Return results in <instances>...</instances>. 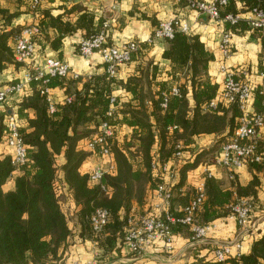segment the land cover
<instances>
[{"label": "trees", "instance_id": "1", "mask_svg": "<svg viewBox=\"0 0 264 264\" xmlns=\"http://www.w3.org/2000/svg\"><path fill=\"white\" fill-rule=\"evenodd\" d=\"M13 1L19 7H25L33 20L23 25H12L21 11H10L0 3V73L10 66L17 73L24 71L34 64L43 63L47 57L62 60L60 48L65 36L79 30L83 38H88L99 32L107 18L102 12L96 17L93 9L80 3L52 14L49 9H41L44 0H40L34 10L31 9L32 0ZM197 1L203 0H179L187 7ZM263 5L264 0H228L218 6V21L223 25V32H228L230 37L235 31L248 29L254 32L245 21L231 23L224 16L242 15L254 6ZM31 23L39 28L33 36L34 55L25 63H18L14 59V38ZM49 30L53 32L52 36ZM256 32L264 49V33ZM164 41L167 46L161 55L169 61L168 78L156 81L155 90L150 87V81H154L159 73L156 64L149 63V68L136 65L137 73L128 75L125 81L116 78L119 66L114 75H109L103 64L102 73L84 77L46 75L32 79L29 93H11L0 102V264H61L63 251L71 237L76 242L90 241L95 246L98 250L95 256L97 264L120 258L121 248L127 249L124 236L129 220L153 211L156 187L167 179L166 174L160 169L154 170L151 164L155 162L162 166L175 161L174 145L177 142L181 144L183 157L176 160V178L170 185L168 209L176 217L183 216V209L194 197L198 184H185L187 172L198 167L216 166L214 161L221 146L234 136L240 110L235 102L224 100L208 107L219 94L218 84L207 74V65L214 54L197 34L175 30L172 38ZM105 44L110 45L107 36ZM151 44L139 42V49L131 53L130 59L123 64L138 60V56L143 57ZM46 48L56 54L46 56ZM263 60H260L262 66ZM245 72L248 75V71ZM247 75L235 71L234 79L249 82L245 78ZM180 78L184 79L182 83ZM20 79V76L12 77L0 85H11ZM43 79L47 81L43 83ZM77 80L82 81V87L72 89L71 84ZM115 83L129 94L126 100L113 94L111 87ZM44 84L50 89L54 86L64 89L62 99L55 101L52 98L53 111H49L47 98L41 93ZM249 84L252 113L257 114L264 104L261 83ZM144 85L146 89H143ZM173 88L177 89L176 94ZM11 112L20 121L18 134L25 145V160L17 165H13L12 150L5 144V120ZM103 123L111 129V135L104 144L114 168L104 174L99 183H94L89 180L94 167L87 172H82L80 167L90 156L96 157V165L102 161L100 145L88 149L86 142L99 134ZM124 126L130 130L119 138ZM263 131L264 124L256 130L253 138L239 139L240 144L252 143L253 156L259 157L256 161L251 156L243 163L251 174L248 183L240 185L235 171L233 179H229L224 167L221 168L229 182L206 173L200 176L204 199L194 212L198 223L206 224L228 217L231 204L242 198L250 205L246 223L250 225L253 211L258 206L260 178L264 174ZM198 134H214L216 140L211 147L197 150L189 144ZM80 140H84L83 145H78ZM9 181L13 182V187L5 190L4 184ZM63 198L74 204L71 215L62 206ZM133 204L137 207L134 212L131 211ZM96 208L106 209L109 218L102 231L95 235L90 217ZM172 231L174 241L177 235L183 234L185 239L190 235L189 228L181 224L172 225ZM154 247L168 254L161 250L159 244L155 243ZM191 247L194 253L183 264H264V234L252 239L247 252L242 250L241 254L229 256L224 261H216L209 246ZM203 248L206 250L201 253ZM128 255L135 257L131 251Z\"/></svg>", "mask_w": 264, "mask_h": 264}, {"label": "built area", "instance_id": "2", "mask_svg": "<svg viewBox=\"0 0 264 264\" xmlns=\"http://www.w3.org/2000/svg\"><path fill=\"white\" fill-rule=\"evenodd\" d=\"M40 0H32L31 9L34 10ZM179 1V0H176ZM228 0H203L191 2L190 8L198 14L208 16L211 19L219 20L218 6L226 4ZM224 19L235 23L239 20L246 22L252 30H258L264 33V5L262 7L254 6L249 11L242 15H225ZM107 23H103L102 28L98 33L83 38L78 42L77 52L82 57H88L92 53H97L105 65V71L109 75H114L116 68L130 59L131 53L139 49L138 41H127L120 46H110L105 44ZM175 30L186 32L188 25L181 19L173 17L159 22L158 26L153 30L152 35L146 40V43H152L156 39H170ZM39 32L38 26L34 23L24 26L14 38V59L18 63H25L34 55L35 45L33 36ZM220 60L219 70L223 73L221 81V90L216 99L209 102L208 107L216 105L217 101L224 100L226 102H235L240 110L238 117V126L234 131L232 139L221 146L220 152L215 159V165L224 167L227 171L229 179H233L234 170L243 165L244 161L254 155V146L252 143L240 144L239 139L253 138L256 130L264 124V104L260 113L254 114L251 109V87L247 81H239L234 79V71L227 67L224 61L230 56V36L228 32H223L218 45ZM245 76L246 72L241 70ZM59 76V77H77V74L71 71L70 65L57 58L47 57L41 64H34L31 68L23 71L21 79L11 85H0V102H2L8 94L19 93L24 87L32 81V79H41L44 76ZM261 79V93L264 97V63L262 69L258 72ZM47 80L43 79V83ZM173 93H177V89H172ZM49 103V111L54 110L52 104V94L49 87L45 84L41 89ZM69 100V98H67ZM164 105V104H163ZM20 121L16 115L11 112L7 115L5 124L7 134L5 144L12 150L13 165L21 164L25 160V145L18 134ZM174 127V126H173ZM100 132L94 138L86 142V148L93 149L94 145H100L99 154L102 156V161L96 165L90 175L89 180L94 183H99L104 174L112 172L114 164L104 140L111 135V129L102 124ZM183 150L181 144L177 142L174 145V158L182 159ZM165 163L160 166L153 162L151 164L154 170L160 169L161 173L167 175V179L162 180L155 190L153 211L139 215L133 221L129 220V226L124 236V242L127 249L134 253L135 257L144 254L145 250L153 247L155 243L159 244L161 250L169 254V257L174 252V234L172 225L181 224L189 228L190 235L187 239L188 245L204 242L207 235L215 229V223L209 222L200 224L196 221L194 212L200 207L204 199L203 181H200L195 189L194 197L189 204L184 207V214L181 217H176L169 212L171 190L170 185L176 178V162ZM253 160H259L258 156H253ZM203 171L207 175L210 170L203 166ZM156 173V171H153ZM231 213L229 217L233 218L236 224L244 230L247 227V216L249 203L246 199H236L231 204ZM109 218L108 211L104 208H96L91 217L90 225L92 232L99 234L103 226ZM243 250L242 242L239 237L232 242L220 243L213 249V257L216 261H224L227 257L241 254ZM96 256V255H95ZM95 256L84 263L72 261L69 264H97Z\"/></svg>", "mask_w": 264, "mask_h": 264}, {"label": "crops", "instance_id": "3", "mask_svg": "<svg viewBox=\"0 0 264 264\" xmlns=\"http://www.w3.org/2000/svg\"><path fill=\"white\" fill-rule=\"evenodd\" d=\"M0 3L12 10H20L21 13L14 19L12 25H23L30 23L33 20L31 13L27 12L25 7L17 6L13 0H0ZM75 3L93 9L96 17L102 12L105 17V23L108 24L107 37L110 46H120L127 41L146 42L151 36L155 24L158 22L177 17L187 23V34H197L199 39L204 43L214 54L213 60L209 61L207 65V74L211 81L218 84V92H220L222 86L221 81L223 79V73L219 70V50L218 45L221 35L224 31L223 25L220 21L209 18L208 16L198 14L195 10L182 5L176 0H44L41 3V9H49L52 14H58L63 9H69ZM258 30L250 31H235L231 33L230 37V56L224 61L225 65L239 73V71H248V75L245 77L251 85L261 83L257 72L262 69V63L260 60L264 58V49L262 48L261 39L257 32ZM261 32V31H260ZM49 35H53L52 31H48ZM255 33V34H254ZM258 36V37H257ZM81 32L79 30L72 34L65 36L62 40V46L60 48L62 60L66 61L71 71L78 76L84 77L95 73H102L104 71L103 63L97 53H92L88 57H82L78 54L76 47L78 42L82 39ZM167 46L164 40H153L150 47L145 49L144 56H138V60H133L128 64L120 65L117 70L116 78L120 81H125L128 75L136 74L135 67L138 64H142L144 68H149L150 64H156L158 72L154 78V81H150V87L157 89L155 82L168 78L166 71L169 70V61L162 57V52ZM56 53L46 48L45 55L52 56ZM43 58V56H41ZM42 62V59H39ZM264 61V60H263ZM262 61V62H263ZM149 65V66H148ZM22 70L18 73L12 66L4 69L0 73V82H6L12 77H22ZM151 77V76H150ZM72 78V77H68ZM184 81L180 78V83ZM82 87V81L77 80L71 84L72 89H80ZM30 85L27 84L23 91L19 92V95L23 93H29ZM146 89V86H143ZM52 98L55 101L62 99L64 95V89L59 86H54L50 89ZM111 90L114 95L121 97L122 100H126L129 94L124 91L119 83L113 84ZM190 96V92H188ZM18 98V97H17ZM15 107H12L14 110ZM129 127H122L119 134V138L129 132ZM264 133V131H263ZM216 136L214 134H198L193 136V142L189 145L194 146V149L209 148L215 142ZM84 140H80L78 145H83ZM84 150L85 147H83ZM97 159L95 156L86 158L82 163L80 170L87 172L96 166ZM207 169L210 170V174L214 177L222 178L226 182H229L225 170L219 166L209 165ZM202 170V171H201ZM236 180L240 185H245L251 178L250 172L245 165H242L235 170ZM205 173L203 167L195 168L192 171L187 172L185 184H196L201 180V175ZM13 187V182L9 181L4 184V189L8 190ZM149 202V198L147 199ZM258 206L255 207L250 225L242 230L236 225L235 220L231 217L220 218L214 220L215 229L210 232L205 238L204 242L194 244L196 246H209L212 248L224 242H232L239 237L242 242L243 250L247 252L254 237L264 234V174L260 178V187L257 191ZM65 201V200H64ZM65 209L69 215L74 208V204L71 201L66 200ZM64 208V206H63ZM137 210L135 204L132 205L131 211ZM193 246V245H192ZM206 248L201 249V253H204ZM211 251V255H212ZM98 250L90 241L76 242L73 237L70 238L69 244L65 247L62 254L61 264H69L72 261H79L84 263L94 257ZM174 254L169 257V254L161 253L156 247H149L145 250L144 254L139 257L127 256L129 254L128 249L121 248V257L102 264H183L189 261L194 253L192 247L188 245L187 239L183 234L177 235L174 241Z\"/></svg>", "mask_w": 264, "mask_h": 264}, {"label": "rangeland", "instance_id": "4", "mask_svg": "<svg viewBox=\"0 0 264 264\" xmlns=\"http://www.w3.org/2000/svg\"><path fill=\"white\" fill-rule=\"evenodd\" d=\"M64 200V198L62 199V201ZM66 205V201H63V205L62 206H64V209H65V206ZM66 211H67V209H65Z\"/></svg>", "mask_w": 264, "mask_h": 264}]
</instances>
